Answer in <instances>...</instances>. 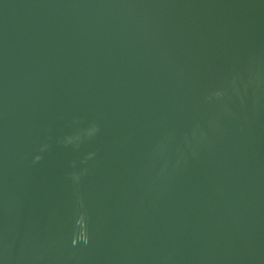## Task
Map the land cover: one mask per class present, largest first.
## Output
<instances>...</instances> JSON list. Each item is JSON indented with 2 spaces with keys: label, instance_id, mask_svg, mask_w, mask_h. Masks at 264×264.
Masks as SVG:
<instances>
[{
  "label": "water",
  "instance_id": "water-1",
  "mask_svg": "<svg viewBox=\"0 0 264 264\" xmlns=\"http://www.w3.org/2000/svg\"><path fill=\"white\" fill-rule=\"evenodd\" d=\"M0 264H264V0H0Z\"/></svg>",
  "mask_w": 264,
  "mask_h": 264
}]
</instances>
